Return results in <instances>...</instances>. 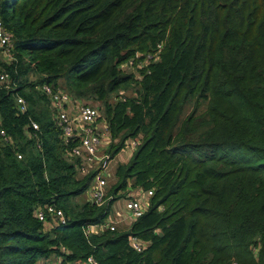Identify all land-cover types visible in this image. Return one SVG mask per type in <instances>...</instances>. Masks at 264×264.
Returning <instances> with one entry per match:
<instances>
[{"label": "trees", "instance_id": "16d2710c", "mask_svg": "<svg viewBox=\"0 0 264 264\" xmlns=\"http://www.w3.org/2000/svg\"><path fill=\"white\" fill-rule=\"evenodd\" d=\"M0 17L14 46L13 60L0 48V69L16 84L0 88L11 138L0 134V264H40L63 246L70 262L264 264V0H0ZM150 52L140 76L129 70ZM45 83L104 106L112 157L138 141L107 206L83 200L93 174L69 158L77 142L63 140ZM139 188L154 190L142 216L87 239L85 224ZM48 203L66 224L37 218Z\"/></svg>", "mask_w": 264, "mask_h": 264}, {"label": "built area", "instance_id": "2783aa9c", "mask_svg": "<svg viewBox=\"0 0 264 264\" xmlns=\"http://www.w3.org/2000/svg\"><path fill=\"white\" fill-rule=\"evenodd\" d=\"M0 48L2 55L6 60H13L12 50L13 40L10 31L6 28L2 18L0 17ZM146 58L149 62L158 59L157 53H148ZM133 59L129 61L131 65ZM16 84L13 82L9 72L0 69V88L14 89ZM42 90L50 98L51 109L58 125L61 127L63 140L67 143L76 141L77 143L69 151L68 155L71 159H77V169L80 175L93 174V181L88 190V200L91 203L102 207L107 206L112 201L113 197L107 192V186L113 171L111 166L112 156L109 148L112 143L111 131L108 120L103 116L99 106L87 104L67 89H54L50 84H43ZM17 105L21 113H26L29 104L26 98L22 95H16ZM30 125L34 131L40 129L39 123L30 119ZM2 139L10 141L4 129L0 130ZM138 145L136 139L130 141V146L134 149ZM22 154H18L22 158ZM153 189L140 190L138 194H128L125 199L123 215L117 219H113L109 212L105 221L89 222L83 226V232L87 239L93 233H99L110 229L118 230L117 224L131 225L134 220L142 216L149 207V200L154 194ZM111 209V208H110ZM119 213V212H118ZM37 218L45 223H49L50 227H55L57 224H66L68 218L62 208L55 203H48L38 207L35 212ZM115 221V222H113ZM130 243L136 251H143L147 244L138 236H131ZM63 254H54L44 260L42 264H99L97 258L91 254L84 260L70 262L65 258L67 249L62 247Z\"/></svg>", "mask_w": 264, "mask_h": 264}, {"label": "rangeland", "instance_id": "374dc122", "mask_svg": "<svg viewBox=\"0 0 264 264\" xmlns=\"http://www.w3.org/2000/svg\"><path fill=\"white\" fill-rule=\"evenodd\" d=\"M1 60H2V58H1ZM132 62L133 63L130 65V67H129L130 69L129 70L134 71L137 74V76L138 75L140 76L142 69L145 68V66L148 64L149 60H148V58H145L143 60L136 59V60H133ZM33 77L34 78H37V75L36 74H33ZM134 87H135V85H132L131 88L122 89V90L118 91V93L116 95H114L111 100L116 101V100H118L120 98L133 96L134 95V90H135ZM90 104H93L95 106H99L100 109H101V112H102L103 116L106 117L105 111H104V106L101 103L95 101V102H92ZM207 104H208L207 101L202 102L201 105H200V107H199V111L198 112H203L207 108ZM192 108H193V104H188L186 106V108H185V111H184L183 116H186L192 110ZM113 171L115 172V169L114 168H113ZM116 180H117V178L114 175H113V177L110 178L109 183H108V186H107V192H109L111 185ZM135 193L136 192H134L133 194H135ZM120 198H123V197H120ZM86 199H88V196L87 197L84 196V199L83 200L85 201ZM120 200H122V199H120ZM119 202H122V201H119ZM124 204H125V201H124ZM114 205H115V208L118 207L117 201L115 202ZM115 208L112 206L111 210L109 209L110 210L111 217H112V220L113 219H117L119 217L118 215H120V217L123 215V211L122 210H120L119 213H118V211H116ZM113 222H115V221H113ZM128 226H129V224H123V225L122 224H117V229L118 230L128 229Z\"/></svg>", "mask_w": 264, "mask_h": 264}, {"label": "crops", "instance_id": "0c3cea01", "mask_svg": "<svg viewBox=\"0 0 264 264\" xmlns=\"http://www.w3.org/2000/svg\"><path fill=\"white\" fill-rule=\"evenodd\" d=\"M130 141L131 139L127 142L126 146L121 149L116 155H114L112 157V161H111V166H112V171H113V168L115 169V172H116V168L118 167V165L120 164H124V163H127L129 162V160L131 159L133 153H134V149L130 146ZM115 172L113 171V174L115 176ZM140 188L139 189H129V193L127 192V194L123 197V198H118L117 203H118V207L115 208V202L112 204V206L115 208L116 211H120V210H123L124 209V201L127 197L128 194H133L134 192H136V194L140 193ZM85 196L87 197L88 196V193L85 194ZM122 199V200H120ZM119 201H122V202H119ZM111 206V208H112ZM111 210V209H110ZM130 227V225L128 226V228ZM44 260H42L41 263H43Z\"/></svg>", "mask_w": 264, "mask_h": 264}]
</instances>
